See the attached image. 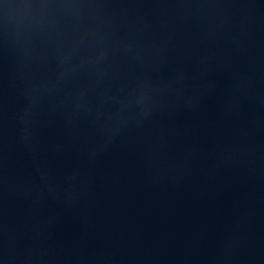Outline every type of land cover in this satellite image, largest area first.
<instances>
[{
    "label": "water",
    "instance_id": "water-1",
    "mask_svg": "<svg viewBox=\"0 0 264 264\" xmlns=\"http://www.w3.org/2000/svg\"><path fill=\"white\" fill-rule=\"evenodd\" d=\"M0 264H264V0H0Z\"/></svg>",
    "mask_w": 264,
    "mask_h": 264
}]
</instances>
